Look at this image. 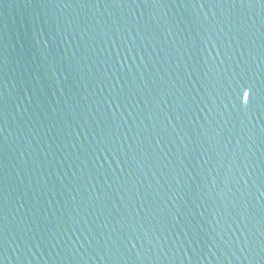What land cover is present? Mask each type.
I'll return each mask as SVG.
<instances>
[{
  "label": "water",
  "instance_id": "95a60500",
  "mask_svg": "<svg viewBox=\"0 0 264 264\" xmlns=\"http://www.w3.org/2000/svg\"><path fill=\"white\" fill-rule=\"evenodd\" d=\"M262 98L264 0H0V264H264Z\"/></svg>",
  "mask_w": 264,
  "mask_h": 264
},
{
  "label": "snow or ice",
  "instance_id": "6c2138e0",
  "mask_svg": "<svg viewBox=\"0 0 264 264\" xmlns=\"http://www.w3.org/2000/svg\"><path fill=\"white\" fill-rule=\"evenodd\" d=\"M244 96H245V99L247 100V98H248V93L245 92V93H244ZM262 99H264V98H262Z\"/></svg>",
  "mask_w": 264,
  "mask_h": 264
}]
</instances>
